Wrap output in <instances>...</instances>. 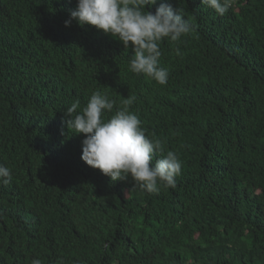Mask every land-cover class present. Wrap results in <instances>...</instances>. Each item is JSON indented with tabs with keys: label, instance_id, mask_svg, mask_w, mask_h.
Segmentation results:
<instances>
[{
	"label": "trees",
	"instance_id": "obj_1",
	"mask_svg": "<svg viewBox=\"0 0 264 264\" xmlns=\"http://www.w3.org/2000/svg\"><path fill=\"white\" fill-rule=\"evenodd\" d=\"M168 2L191 31L161 42L160 85L129 70L131 47L65 27L76 0H0V165L13 176L0 264H264V0H231L223 16ZM94 91L113 113L135 97L146 135L182 162L174 189L147 193L80 159L63 112Z\"/></svg>",
	"mask_w": 264,
	"mask_h": 264
},
{
	"label": "clouds",
	"instance_id": "obj_2",
	"mask_svg": "<svg viewBox=\"0 0 264 264\" xmlns=\"http://www.w3.org/2000/svg\"><path fill=\"white\" fill-rule=\"evenodd\" d=\"M200 2L220 16L231 7V0ZM155 4L157 0H76V7L64 24L67 27L75 21L80 27L93 26L119 41L124 49L131 47L134 55L129 60V70L166 85L169 71L160 66L161 42H178L191 31V26L168 0H161L154 13L147 10ZM176 52L181 54L178 48ZM134 100L135 97L125 99L124 107L113 113L115 101L94 91L85 106L81 108L77 99L63 112L67 129L84 137L80 159L113 182L131 178L147 193L174 189L182 162L172 150L164 154L159 139L146 135L139 117L129 111ZM12 179L11 170L0 165V184L7 185ZM32 264L43 262L33 259Z\"/></svg>",
	"mask_w": 264,
	"mask_h": 264
}]
</instances>
